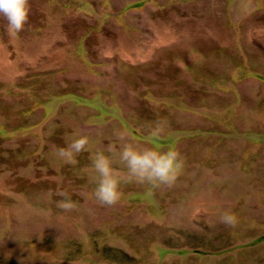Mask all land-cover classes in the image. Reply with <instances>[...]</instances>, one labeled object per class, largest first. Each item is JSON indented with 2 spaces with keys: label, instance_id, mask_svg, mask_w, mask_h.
I'll return each mask as SVG.
<instances>
[{
  "label": "rangeland",
  "instance_id": "rangeland-1",
  "mask_svg": "<svg viewBox=\"0 0 264 264\" xmlns=\"http://www.w3.org/2000/svg\"><path fill=\"white\" fill-rule=\"evenodd\" d=\"M29 2L19 34L0 18V264H264V0ZM117 134L176 147V184L101 206L91 160Z\"/></svg>",
  "mask_w": 264,
  "mask_h": 264
},
{
  "label": "clouds",
  "instance_id": "clouds-1",
  "mask_svg": "<svg viewBox=\"0 0 264 264\" xmlns=\"http://www.w3.org/2000/svg\"><path fill=\"white\" fill-rule=\"evenodd\" d=\"M30 10L29 0H0V18L6 21L7 30L13 35L25 30ZM164 131V126L157 122L150 129V134L156 138ZM115 139L120 141L118 149L113 143L106 149L107 154L97 150L91 160L95 173L93 195L101 206L116 205L121 199L122 185L134 183L155 189L161 186L171 188L176 184L185 164L176 147L170 146L167 150H162L156 145L134 144L124 134H117ZM90 143V135L80 132L66 147H58L53 155L64 164L75 165L78 162L77 157L90 150ZM116 165L126 169V173L117 174L114 171ZM56 195L62 198L56 204L62 211L71 212L77 209V204L67 191L62 190ZM219 222L227 227H235L238 218L231 212H222Z\"/></svg>",
  "mask_w": 264,
  "mask_h": 264
}]
</instances>
